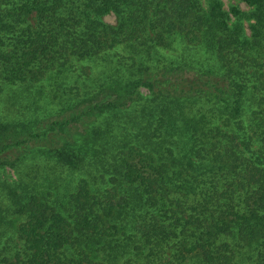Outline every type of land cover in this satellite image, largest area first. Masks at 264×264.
I'll use <instances>...</instances> for the list:
<instances>
[{
  "label": "trees",
  "instance_id": "obj_1",
  "mask_svg": "<svg viewBox=\"0 0 264 264\" xmlns=\"http://www.w3.org/2000/svg\"><path fill=\"white\" fill-rule=\"evenodd\" d=\"M240 1L0 0V264H264Z\"/></svg>",
  "mask_w": 264,
  "mask_h": 264
},
{
  "label": "rangeland",
  "instance_id": "obj_2",
  "mask_svg": "<svg viewBox=\"0 0 264 264\" xmlns=\"http://www.w3.org/2000/svg\"><path fill=\"white\" fill-rule=\"evenodd\" d=\"M223 1V6L227 9L229 7V5L231 4H237L239 5L240 8L246 10L248 9L247 5L240 1V0H222ZM103 19L106 21V22H109V23H115V16L113 13H108V14H105ZM8 172H10V175H13L12 171H10L8 169Z\"/></svg>",
  "mask_w": 264,
  "mask_h": 264
}]
</instances>
